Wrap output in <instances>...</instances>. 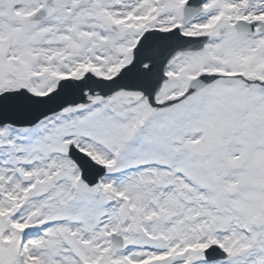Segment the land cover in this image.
<instances>
[{
	"label": "snow or ice",
	"instance_id": "1",
	"mask_svg": "<svg viewBox=\"0 0 264 264\" xmlns=\"http://www.w3.org/2000/svg\"><path fill=\"white\" fill-rule=\"evenodd\" d=\"M0 264H264V0H0Z\"/></svg>",
	"mask_w": 264,
	"mask_h": 264
}]
</instances>
